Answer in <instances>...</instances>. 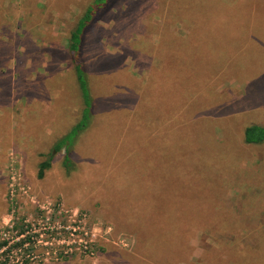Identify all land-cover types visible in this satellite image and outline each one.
Returning a JSON list of instances; mask_svg holds the SVG:
<instances>
[{
    "label": "rangeland",
    "instance_id": "obj_1",
    "mask_svg": "<svg viewBox=\"0 0 264 264\" xmlns=\"http://www.w3.org/2000/svg\"><path fill=\"white\" fill-rule=\"evenodd\" d=\"M92 1L0 0V241L21 220L32 242L6 257L264 264V143L241 135L264 124V0L117 1L85 35L95 112L66 167L53 143L77 122L80 102L65 40ZM120 80L137 86L138 100ZM102 214L142 233L143 247L112 244L94 219ZM80 228L93 254L76 245L63 254Z\"/></svg>",
    "mask_w": 264,
    "mask_h": 264
},
{
    "label": "trees",
    "instance_id": "obj_2",
    "mask_svg": "<svg viewBox=\"0 0 264 264\" xmlns=\"http://www.w3.org/2000/svg\"><path fill=\"white\" fill-rule=\"evenodd\" d=\"M117 1L119 0H93L77 19L75 25L68 33V36L65 40L66 54L69 58L70 63V74L73 79L80 102L79 118L77 122L70 127L67 133H65L63 136L58 137V139L53 143L52 149L55 152L59 151L62 148L65 149V157L62 165L66 167V154H68L69 146L75 142V139L79 135V133L84 132L85 128L90 124L92 114L95 112V96L89 85L88 67L84 61L85 35L97 23V21H100L107 13L112 10ZM170 1L179 3L183 0ZM163 11L167 13L165 9H163ZM174 15L177 16L176 13ZM154 17L159 20L164 19V15L158 13V11L152 13V18ZM123 69L125 73V67H123ZM149 73H154V70L150 69ZM119 82L123 86V89H119L120 92L121 90H130L129 94L131 97H128V101L132 102L134 98L138 100L137 86L131 89H124V86H126V82H123L121 80ZM140 98L141 97L139 95V100ZM241 135L243 143L260 145L264 143V124H246L241 129ZM50 160L51 158L49 155L45 160L41 161L38 164L36 175L39 179L42 178L43 172L49 168ZM212 170H214V165H212ZM259 198H261V200ZM259 198L258 199L260 201L258 203H264V193H260ZM256 206L255 210L259 208ZM28 228L29 224H24L21 220H19V224L14 223L9 229H7V232L11 233V237L9 238L10 240L1 238L2 240L0 241V256L3 255L5 256V258L0 257V264L16 263H13L8 257H6V254L8 252H11V250L21 252L22 255H26L27 253L25 252L31 251L32 242H30L29 240L30 235L28 232ZM9 241H11V246L6 247ZM21 264H27V260H24Z\"/></svg>",
    "mask_w": 264,
    "mask_h": 264
},
{
    "label": "crops",
    "instance_id": "obj_3",
    "mask_svg": "<svg viewBox=\"0 0 264 264\" xmlns=\"http://www.w3.org/2000/svg\"><path fill=\"white\" fill-rule=\"evenodd\" d=\"M104 216H105L104 214L100 215V217L96 215L95 216L96 218H94V219L98 220V223L103 226L102 228L99 227L100 229L103 230V234L104 235L109 234L110 238L112 239L111 240L112 244H115V241L113 240V238H115L116 241H118V240L125 241L126 244L122 243V245H124L126 247L128 245H130V247L132 249L131 254L135 253L136 251L140 250L141 247H143V245H142L143 243L139 245V241L140 240L146 241V239H144L142 233L140 235V232L137 229L130 228L127 225V223H125V225H124L125 227H115V225L113 223H110L109 221L103 219ZM128 217H129V219H127V222H130V221L134 222L135 221V218H132L131 216H128ZM137 224L141 225L140 223H137ZM101 239L106 242V240L103 239V237ZM159 253H160V255L163 256V255H166L168 252L165 254H163L162 252H159ZM169 256H173V254H169ZM163 257H165V256H163ZM134 260H142V257H137L135 255Z\"/></svg>",
    "mask_w": 264,
    "mask_h": 264
},
{
    "label": "built area",
    "instance_id": "obj_4",
    "mask_svg": "<svg viewBox=\"0 0 264 264\" xmlns=\"http://www.w3.org/2000/svg\"><path fill=\"white\" fill-rule=\"evenodd\" d=\"M60 227H61V229H64V231H65V233L67 234L68 237H72L73 236V232L75 230L74 229L70 230L69 225H66V226L65 225H61ZM76 229H77V227H76ZM79 231L80 232H77V234L75 235V236H77L76 238H72L71 242L69 244H65L66 248L62 252L63 254H66L67 251H70V247L72 245H76L77 249L81 248L82 252L86 253L87 255H92L93 254L92 251H91V248H90V240L88 238L89 237L88 234L85 231H83L82 228H80ZM3 237H5L4 234H3ZM58 241H59V243L61 245L64 243V241L62 239H60ZM48 243L50 244V242H45L44 245H47Z\"/></svg>",
    "mask_w": 264,
    "mask_h": 264
}]
</instances>
